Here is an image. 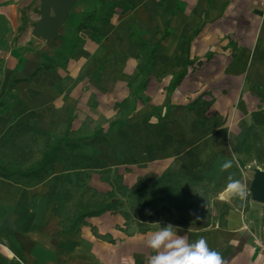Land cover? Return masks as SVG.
<instances>
[{
	"label": "crops",
	"instance_id": "0c3cea01",
	"mask_svg": "<svg viewBox=\"0 0 264 264\" xmlns=\"http://www.w3.org/2000/svg\"><path fill=\"white\" fill-rule=\"evenodd\" d=\"M7 1L0 13L16 28ZM109 3L102 27L70 34L63 19L54 39L29 46L26 33L10 51L0 146L8 130L69 134L92 160L83 193L107 195L117 178L136 192L172 175L213 183L221 195L231 175L247 185L243 204L218 196L206 218L174 227L190 243L205 238L226 264H264V205L253 199L256 175L242 159L252 115L264 111V0ZM226 159L232 167L221 173ZM66 167L56 164L32 186L0 171V264H146L154 254L146 240L159 229L134 231L107 213L70 231V196L57 198L71 191L75 204L83 193Z\"/></svg>",
	"mask_w": 264,
	"mask_h": 264
},
{
	"label": "rangeland",
	"instance_id": "374dc122",
	"mask_svg": "<svg viewBox=\"0 0 264 264\" xmlns=\"http://www.w3.org/2000/svg\"><path fill=\"white\" fill-rule=\"evenodd\" d=\"M44 0H11L5 3H1L4 8L14 7L18 17V26L13 28L9 19L0 13V108L5 97L9 96L12 92V84H8V75L6 73L5 64L10 51L19 47L22 37L26 33H31V43L29 46H34L37 39L32 34L35 31L38 21L40 20V11ZM112 3L108 5L103 4L102 0H78L74 3L66 12L59 17L61 21L63 19L70 20V34L75 29L88 27L90 25L96 27H102L106 16L109 17L112 13ZM51 17H57L53 14ZM102 25V26H101ZM61 26V23L58 27ZM11 126L15 125L10 123ZM17 128H14L16 132ZM17 133V132H16ZM18 134V133H17ZM15 135V134H14ZM259 136L262 137L264 143V136L259 132ZM66 136L62 134L58 135H25L20 141L21 149L25 152V157L22 158L19 155V151H14L8 147L3 156H0V171L9 175L11 173H18L20 171L26 172L32 170L41 161L45 153H48L51 146L62 144ZM70 143L72 139H68ZM67 152V151H66ZM83 151H77L76 153L67 152L64 156V160L70 155V163L67 166L72 165V155H80ZM245 163H248L247 172L253 177L258 172L264 171V166H258L253 162L251 158L244 156L242 158ZM85 175V173L83 174ZM141 184V183H140ZM143 186V183L141 184ZM174 186L172 199L165 204H158L153 209L146 210L141 219L133 218L130 222V226L134 231L142 232L145 230H155L172 224L173 226L187 225L190 221H196L206 218V215L212 210V197H218L216 195L220 192V188L213 183L208 184L206 181H191L184 178L174 180L171 185ZM84 188V187H82ZM77 197L83 193L82 190H74ZM133 193L132 191L122 199L117 196V200H121L124 205L123 211L131 213L132 208H135L134 198H128ZM207 196V199H204ZM92 197L89 194L84 203ZM93 203L96 200H91ZM67 213L64 215L66 217ZM159 223V225H156Z\"/></svg>",
	"mask_w": 264,
	"mask_h": 264
},
{
	"label": "trees",
	"instance_id": "16d2710c",
	"mask_svg": "<svg viewBox=\"0 0 264 264\" xmlns=\"http://www.w3.org/2000/svg\"><path fill=\"white\" fill-rule=\"evenodd\" d=\"M108 0H102L103 4H106ZM125 13V11H123ZM83 29V28H82ZM81 30V28H80ZM35 118V117H32ZM252 127L247 131L245 139L243 141V154L252 159L258 166H264V143L262 137L259 136V132L264 136V111L258 112L252 115ZM42 135L43 133L36 132L34 130L21 129L18 134L14 135L8 130L2 139L0 146V156L4 155V152L8 147L14 151H19V155L24 158V150L21 149L20 141L25 135ZM69 135V134H68ZM68 135L64 138L62 144L51 146L48 153H45L41 161L32 170L26 172L11 173L7 175L8 180H12L18 183L26 182V186L36 185L42 176H49L55 169L56 164H68L70 163V155L64 160V156L67 152L71 154L80 151V142L75 144L70 143ZM67 151V152H66ZM72 165L66 167L69 172H75V178L77 180V189H81L79 184L84 183V180H89V177L84 178L85 171L92 170L90 163L91 158L82 155H72ZM241 168L244 165L240 164ZM177 176H166L159 179L152 186H144L142 189L131 193L128 198H134L135 208H132L131 213L123 211L124 205L121 200H117L119 196L124 199L129 191L122 186V180L117 178L114 182H111L113 191L107 195H99L89 188L84 189V193L80 199L74 204V196L71 191L69 193L60 194L57 200L62 202L67 200V196H70V216L64 219L65 224L70 225V231L76 232L77 229L84 224L87 219L100 217L104 214L110 213L112 215H120L126 221V227H129L133 218L140 220L143 213L148 209L157 207L158 204H165L172 199L174 186V180L179 179ZM181 179V178H180ZM210 184V182H208ZM70 186L72 182L70 180ZM92 194V197L84 203L88 195ZM207 199V196H204ZM91 200H96L94 203ZM62 208L59 207L56 214L60 216ZM148 230L142 231L146 232Z\"/></svg>",
	"mask_w": 264,
	"mask_h": 264
},
{
	"label": "clouds",
	"instance_id": "9594fccd",
	"mask_svg": "<svg viewBox=\"0 0 264 264\" xmlns=\"http://www.w3.org/2000/svg\"><path fill=\"white\" fill-rule=\"evenodd\" d=\"M231 167L232 161L227 159L218 164L221 173L228 172ZM248 195L247 185L230 175L220 199L238 198L243 204ZM178 231L169 223L164 227L159 225V230L149 234L146 246L154 254L147 258L146 264H226L222 254L211 249L205 238L190 243L187 235H178Z\"/></svg>",
	"mask_w": 264,
	"mask_h": 264
},
{
	"label": "water",
	"instance_id": "95a60500",
	"mask_svg": "<svg viewBox=\"0 0 264 264\" xmlns=\"http://www.w3.org/2000/svg\"><path fill=\"white\" fill-rule=\"evenodd\" d=\"M78 0H44L40 11V22L38 23L34 36L38 39H54L56 30L61 23L59 17L66 12ZM55 14L57 17H51ZM253 199L256 203L264 205V171L258 172L252 183Z\"/></svg>",
	"mask_w": 264,
	"mask_h": 264
},
{
	"label": "built area",
	"instance_id": "2783aa9c",
	"mask_svg": "<svg viewBox=\"0 0 264 264\" xmlns=\"http://www.w3.org/2000/svg\"><path fill=\"white\" fill-rule=\"evenodd\" d=\"M258 250L264 262V241L258 245Z\"/></svg>",
	"mask_w": 264,
	"mask_h": 264
},
{
	"label": "bare ground",
	"instance_id": "6f19581e",
	"mask_svg": "<svg viewBox=\"0 0 264 264\" xmlns=\"http://www.w3.org/2000/svg\"><path fill=\"white\" fill-rule=\"evenodd\" d=\"M218 201H219V198H217V197H212V198H211V203H212V205H213V204H216Z\"/></svg>",
	"mask_w": 264,
	"mask_h": 264
}]
</instances>
